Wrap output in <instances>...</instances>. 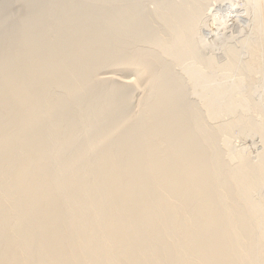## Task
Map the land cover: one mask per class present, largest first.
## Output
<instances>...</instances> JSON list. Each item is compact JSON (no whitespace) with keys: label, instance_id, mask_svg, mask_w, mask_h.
Returning <instances> with one entry per match:
<instances>
[{"label":"bare ground","instance_id":"bare-ground-1","mask_svg":"<svg viewBox=\"0 0 264 264\" xmlns=\"http://www.w3.org/2000/svg\"><path fill=\"white\" fill-rule=\"evenodd\" d=\"M224 2L0 0V264H264V3L218 46Z\"/></svg>","mask_w":264,"mask_h":264},{"label":"rangeland","instance_id":"rangeland-1","mask_svg":"<svg viewBox=\"0 0 264 264\" xmlns=\"http://www.w3.org/2000/svg\"><path fill=\"white\" fill-rule=\"evenodd\" d=\"M233 0H225V2L224 3H222V5H226V7H224V8H222V5H221V7H214V6H211V8L210 9H215V12H214V10L212 9V10H209L210 11V13L211 14H213V16H215V17H213L212 16V19L214 18V20H212L211 18V20L209 21V23L210 22H212V23H210L209 25L210 26H212V28L214 29V30H212L211 31V39L213 40V42L215 41H217L216 43L218 44V46L220 45V43H222L224 40L225 41H227V40H230L231 39V37H232V35H234V34H238V32H240L239 30H241V28L243 27L242 25H240L241 24V17H236L235 15H236V11H237V8H235L236 7V4L234 3V2H232ZM261 2L263 1V3H264V0H260ZM224 5V6H225ZM240 6L242 5L241 3L239 4ZM220 6V5H219ZM218 10V12H216ZM212 11H213V13H212ZM214 13H215V15H214ZM219 13V14H218ZM231 13L233 14L232 16H234V17H231L228 21L226 20L227 18H228V16L229 15H231ZM218 14V15H217ZM222 15V16H221ZM225 16V17H224ZM216 17H218V19L216 18ZM222 19H221V18ZM227 17V18H226ZM224 19L227 21H225L226 22V25H225V23H224ZM217 20V21H216ZM213 21H215V23H213ZM218 21H222V22H220V25H219V22ZM216 22H218L217 24H216ZM214 24V25H213ZM223 24V25H222ZM221 25H222V27H221ZM215 26V27H214ZM238 26H242V27H238ZM219 27V28H218ZM224 27V28H223ZM216 28V29H215ZM238 28V29H237ZM237 30V31H236ZM218 31H219V33H218ZM214 32V33H213ZM233 32H234V34H233ZM235 32H237V33H235ZM215 35V36H214ZM221 35V36H220ZM214 36V37H213ZM224 36V37H223ZM230 37V38H229ZM214 42V43H215ZM216 44V45H217ZM221 122V121H220ZM239 130V128L237 127L236 129H234V132H235V135L236 134H238L239 135V137H241V138H244V139H240V138H238V136L236 135V137L238 138H236V141H235V144L236 143H238V145H241V146H248V144H249V146L248 147H251V148H248L249 149V151L253 154V156H255L256 154L257 155H259L258 153L259 152H261V148L260 147H258V145L260 146L261 145V143L260 142H258V141H260V139H259V137H257L256 138V136H258V135H254L253 133H251V135L252 136H250V133H249V136H248V134L246 135L245 134V132H243V131H238ZM237 131V132H236ZM241 135V136H240ZM244 135V136H243ZM254 135V136H253ZM248 136V137H247ZM253 137V138H252ZM256 138V139H255ZM241 140V141H240ZM254 140V141H253ZM247 141V142H246ZM241 143V144H240ZM243 143V144H242ZM252 143V144H251ZM251 145V146H250ZM252 145H253V147H252ZM256 145V146H255ZM253 148V149H252ZM257 148H259L257 151H259V152H257L256 151V149ZM261 149V150H260ZM255 150V151H254Z\"/></svg>","mask_w":264,"mask_h":264}]
</instances>
